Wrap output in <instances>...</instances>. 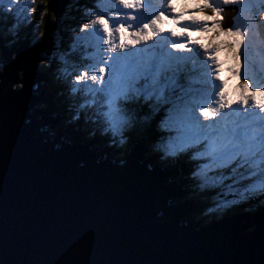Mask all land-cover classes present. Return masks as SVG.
I'll use <instances>...</instances> for the list:
<instances>
[{
    "label": "water",
    "instance_id": "95a60500",
    "mask_svg": "<svg viewBox=\"0 0 264 264\" xmlns=\"http://www.w3.org/2000/svg\"><path fill=\"white\" fill-rule=\"evenodd\" d=\"M67 1L52 0L50 11L58 18ZM43 27L31 47L27 36L9 45L0 40L2 53L15 50L5 53L0 75V264H262L264 209L199 224L188 216L189 204L169 203L175 197L166 172L139 161L133 145L111 163L98 161L89 142L71 138L69 146L68 129L88 138L63 119L65 134L53 135L51 116L25 78L29 56L17 55L41 48L36 67L50 32Z\"/></svg>",
    "mask_w": 264,
    "mask_h": 264
},
{
    "label": "rangeland",
    "instance_id": "374dc122",
    "mask_svg": "<svg viewBox=\"0 0 264 264\" xmlns=\"http://www.w3.org/2000/svg\"><path fill=\"white\" fill-rule=\"evenodd\" d=\"M70 0L64 2L62 8H61V14L60 17H62L67 4ZM161 0H141V3L133 8V9H125L122 4H120L119 0H92L91 7H87L84 9V6L80 8V13L83 14L84 20L83 23L78 24V26H75L73 31L71 29H68L65 33H63V37L61 40L66 43L67 47L63 49V47H60V36H57L56 33H53V29L55 27L56 19H45V15L39 16V26H36L33 22L29 25H25L27 19L32 16L21 14L19 16H16L15 18L11 19L12 21H15L17 19H21L23 21L22 24L20 23L17 28L18 32L23 33L24 31L28 30L27 34V46L31 47L35 43H37L41 36L40 33H38L36 30L39 29L42 22L45 24L47 23L50 26V32L47 37V41L45 44V48L43 51L42 58L37 62L36 67L43 65V64H49L50 60L52 61L51 67H46V70H43L44 73H48V76H50V80H53L55 75H51V72L56 69L57 73H61L63 77H65L64 84H63V90L67 88L66 95L69 96V94H72L74 99L76 96H78L75 100L76 103L73 105L74 108H71V116L74 117V115L77 112L81 111V104L77 105V102L80 100V95H83V100L86 99L85 104L83 107L88 108L90 107V112H92L93 119L96 114L95 112V105L98 103V108H100L99 112V124H101L102 121L105 119L108 121L111 127H114L118 131V135H123V137L126 138L125 145L121 143L117 147L123 151V154L127 152L129 148V143L134 140H142V143L148 144L147 137L144 134L136 135L135 138H130L129 135V129L132 127H135L137 130V134L140 132H145L147 129H149V126L146 124L147 121L151 120V115H153V120L156 117V114L159 109H161V106H164V109L162 111V116L159 119H156L154 122V126H160L163 127L165 130V142H161L159 139L157 140L158 146L157 148H160L163 151V155L168 158V153L166 152L165 148H168L170 150H173L169 146L171 144L176 143V137L178 135V132L176 129H174L171 126V119L176 114V110L178 108H182L187 100L192 99V93H195V101L198 105H204V106H210L213 103H219V96H215V99H212L213 93H218L219 91L223 90L225 93V98H230L232 101H236L238 98H240L242 95H251L253 92H255V98L258 94H261L263 87H259L261 81L259 78V71L262 70L261 65L257 62V64L254 63V59L260 58L261 61L264 62V55L261 52H251V48L248 49L246 52V58L243 63L241 64V61L238 60L239 64L236 59V55L238 53L234 50V41L235 37L233 38L232 35L227 34L224 31H220L218 29H212L209 32H201L195 30V27L190 28H178L174 30V32H181L185 29L191 33L192 38H189L188 42L190 41H196L195 44H190V50L184 51V55H180L179 53H172L170 56L175 60L178 57L179 61H181L182 69L186 72H180L177 75V72L174 71V68L172 69L171 65H168L166 67V70L162 73V77H166V83L162 82L159 83L158 88L156 91L151 90V81H147V85L149 86L147 90H145V81H140L142 85V98L138 96H132L128 97L125 94L117 96L113 103L110 105L109 101L111 97L107 94V89L105 91H101V82L100 85L92 84L89 85L88 81L91 80V76L95 73H98L99 67L103 66V62L108 60V57L112 55L110 48L111 46L108 45L105 41L104 33H103V27L99 24L93 25L92 21L96 19L97 16H103L106 20L109 21V28L114 32V35L112 37V40L114 43L120 42V34L115 33V27L118 26L115 24L116 22L124 23L125 27L127 28V32L123 33V38L125 43L129 39H131V33L135 31H139L140 28L143 27L144 23H148L151 26V20L154 19L156 16L160 15L161 12L164 13V15L161 17V19L157 22V25L155 27L160 28L163 27L164 29H168L171 27L170 21L176 20L179 22H189V17L191 16H197L201 17V13L196 11L200 7V0H164L163 4L165 6V10H159L158 9V2ZM100 2L102 4H100ZM214 4H216L217 7L224 8L223 15H225L226 7V19L224 20L223 28H228L229 26L235 25L236 27H239L241 32L244 33V43L241 45L240 51H242L243 45L245 44V47L247 46V38L245 37V34H247L246 29L252 28L254 31L256 29H259L261 32V36L264 39V13L262 16V11H264V0H250V2H246L244 4H235V5H228L224 6L220 3V0H212ZM28 3V0H19V3L16 5H10L8 3V0H5L3 4H0V9L5 8L7 10L13 11L14 15L16 14V9L23 8L24 5ZM152 4V5H151ZM34 4L29 5V7H32ZM119 6V7H116ZM141 15L139 14V10L142 9ZM147 8L148 11L145 9ZM158 9V10H155ZM185 10H194V12H188L185 14H182L181 12H184ZM157 11V14H156ZM161 11V12H160ZM150 13V15H149ZM180 13L181 16L173 18V15H176ZM93 15V17L91 16ZM149 15V16H148ZM204 15H208V13H205ZM136 16L137 20L133 21L130 19V17ZM59 17V18H60ZM260 19H259V18ZM256 19V20H255ZM0 20L4 22V17L0 16ZM53 20H56L54 22H51ZM260 21V27L258 23H255ZM87 23L89 25V28L85 31H81V25ZM131 24L133 27L128 28V25ZM211 27V26H210ZM5 30V29H4ZM0 31H1V25H0ZM147 31V30H145ZM81 34V35H79ZM2 38H4L2 40ZM25 35L23 37H15L13 38L11 35H6L3 33V31L0 32V40L2 45H9V43H15L18 41L24 40ZM171 38V34H169L167 40L169 41ZM178 42H184L181 38L175 37ZM159 37L152 38L151 40L147 42H141L140 45H137L133 50L131 51L132 46L129 45L128 49H125L124 51L128 52L129 56L133 57H140L143 59H149L154 56V51L149 49L148 45H151L152 42H158ZM165 41L163 45L159 48H163L166 45H169L170 42ZM254 40V39H253ZM101 43V49L98 51L96 49V46L98 43ZM62 44V43H61ZM93 44V46H92ZM145 44L144 50L143 46ZM200 44H208L210 46H215L218 49L217 55V61H210L209 55L210 53H207L204 49L200 48ZM63 46V44H62ZM93 47V48H92ZM152 47V45H151ZM150 47V48H151ZM80 48H88L89 50H85L83 53H80ZM200 48L201 50L199 51ZM159 50V49H158ZM169 50H171L169 48ZM71 51L72 53L78 54V62L81 65L76 71V75L80 74L81 72H85L86 75H84L81 79V82L78 84L76 80L66 78L70 75V72L75 70L77 68V64L72 62L71 57ZM101 51L103 52V55H101ZM120 49H117V52H120ZM111 53V54H110ZM157 53V52H156ZM200 53H203L206 56V59L203 60V63L205 65V70L202 71V74H198L195 76L196 72L192 71L188 64H190V57L193 56L195 61L198 60V56ZM110 54V55H109ZM0 55H2V48L0 47ZM82 57H81V56ZM189 57L187 58L186 57ZM143 56V57H142ZM202 60V59H201ZM221 64L219 61H221ZM224 60V61H223ZM67 62H70V66L67 64ZM92 62L96 63V65H93ZM214 62V63H212ZM245 62H251L253 68L256 70L254 73L249 74L248 66L245 64ZM184 63V64H183ZM197 63H200L199 61ZM173 64V63H172ZM64 65H66V68ZM176 67H179L178 64H176ZM217 65L219 67V76L220 79L218 80L216 78L217 72L216 68ZM211 66L212 68L208 69V67ZM230 68V70H229ZM195 70V69H194ZM201 70V69H199ZM189 71V72H187ZM92 74L89 77H86L88 74ZM183 74L182 76H179V74ZM187 74V75H186ZM194 74V75H192ZM171 75V76H170ZM210 75V76H209ZM254 75V76H253ZM52 76V77H51ZM169 76V77H168ZM209 77L208 78H206ZM237 76V77H236ZM205 77L208 84L207 86H219L220 88L217 90H212V97L209 93H203V95H200L201 92H199V89L193 90V88H197V79ZM211 77V78H210ZM182 78H185L184 82L192 80L191 86L188 88L186 87L189 85V82L185 83L183 86L180 84L179 80L181 81ZM234 78V79H233ZM64 79V78H63ZM229 79H231L234 83L229 82ZM247 80V87H244V83ZM264 80V77H263ZM57 81V80H55ZM83 82V83H82ZM236 82V83H235ZM74 83H77V87L73 86L72 90L69 88ZM71 84V85H70ZM95 85V86H93ZM253 85H257L258 87H253ZM88 87L89 89H85V87ZM97 86L96 91H99L100 93L94 94V88ZM164 86L167 87V92L164 93ZM187 88V89H186ZM209 88V87H208ZM86 90H89L87 92ZM162 90V91H161ZM53 91L55 92V89L53 88ZM187 91V93L185 92ZM210 91V90H209ZM168 96V97H167ZM163 98L168 100V103L165 104V100L163 101ZM206 98V99H204ZM62 100L66 104V99L62 98ZM133 100L136 102V105H140L143 103H147L148 106H151L153 109L151 115L147 112H140L137 113L136 118L133 116H128L126 112H130L131 109L129 108L128 104L130 101ZM170 102V108L169 106ZM127 105V110L124 112V107ZM235 108H241V106L237 104H233ZM66 106V105H65ZM131 106V105H130ZM139 108V106H137ZM233 107V108H234ZM233 108H227V113L236 112ZM233 110V111H232ZM136 112V109L134 110ZM111 113V115H109ZM73 117L71 119H73ZM202 121H204L205 125H207L206 131L210 133L208 139H201L199 143H194L190 145L189 154L187 155L188 158L191 159L187 165V179L181 178L179 181H182V184H184L183 189L185 190V193L183 195H180V193L176 196L179 201L182 203L185 199L192 201L191 203L194 204L195 209H198V215H203L205 211L210 210L211 207L216 208V210L223 211V210H230V213H236L238 211H234V209L239 208L236 205H233L236 201H239L240 199H244V197H249L250 194H256L259 187L261 186L260 183L262 182V187L264 190V159L261 158L260 154H257L255 157H246L243 153L237 155L234 159L228 161V162H220L213 160V157L211 155H208L207 153L210 151L208 145L215 141L217 144L223 142L226 143L227 141L223 138L222 133L225 128V126L231 127L233 124V121L229 118H223L220 117H210L208 120L205 121L203 117H200ZM144 122L146 126L144 125ZM157 122V124H156ZM211 123V124H210ZM77 129H79L78 126H75ZM168 134V135H167ZM123 146V147H121ZM125 146V147H124ZM177 149V148H176ZM176 149L174 151H176ZM118 150V149H117ZM143 151V147H142ZM183 154H186L187 151L182 150ZM119 153V150L117 151ZM179 152V150H178ZM144 154H148L149 150L143 151ZM122 154V155H123ZM124 156V155H123ZM172 156V154H171ZM179 156V155H178ZM153 157V156H152ZM156 160V159H155ZM151 161H153V158H151ZM158 163V162H153ZM263 167V169H262ZM173 170V169H172ZM227 171V178L228 180L224 181V178L220 180L223 184L220 182L217 183V180L221 178V175L226 173ZM211 171V172H209ZM172 173H178L177 171L173 170ZM196 173H199L198 175ZM198 176V177H197ZM253 177V178H251ZM242 178L245 179V182L250 185L252 189V193L247 190L242 184H239L238 181H242ZM198 180L195 181V180ZM249 179H252L249 181ZM242 183H244L242 181ZM242 185V188L239 185ZM186 185H189V189L186 188ZM193 185V186H192ZM192 187V188H191ZM194 189V191H191V189ZM191 194L194 196L193 198L190 196ZM215 192L217 198L215 197ZM175 199V198H174ZM213 199V201H211ZM212 202V204L210 203ZM217 203V205H215ZM196 204V205H195ZM232 206V207H231ZM228 212V211H227ZM195 217H196V211L194 210ZM215 216L217 214L214 212L212 213ZM197 218V217H196ZM201 219L202 225H207L215 220H218L214 218L213 216L206 215ZM223 218V217H222Z\"/></svg>",
    "mask_w": 264,
    "mask_h": 264
},
{
    "label": "snow or ice",
    "instance_id": "6c2138e0",
    "mask_svg": "<svg viewBox=\"0 0 264 264\" xmlns=\"http://www.w3.org/2000/svg\"><path fill=\"white\" fill-rule=\"evenodd\" d=\"M5 0H0V4H3ZM36 0H28V3L23 8L16 9L17 16L21 14L30 15L36 12L35 8L29 7L31 4H35ZM120 4L125 9H133L137 7L141 0H119ZM250 2V0H220V3L224 6L244 4ZM10 5H16L19 0H8ZM11 10V9H10ZM47 11V9H42ZM201 13V17L191 16L189 22L195 26V30L201 32H209L212 29H218L224 31L229 35L235 37L234 49L238 52L241 45L244 43V33L241 32L239 27L235 25L223 28L224 24V8L217 7L212 0H200V7L196 10ZM208 13V15H204ZM164 15L163 12L151 20V26L148 23H144L143 27L139 31L131 33V39L125 43L123 33L127 31L124 23L116 22L118 26L115 27V33L120 34V42L114 43L112 37L114 32L109 28V21L102 15L97 16L92 21L93 25L99 24L103 27V33L105 41L111 46L110 51L112 55L108 57V60L103 62V66L99 67L98 73L91 76L93 82H101V91L107 89V94L111 97L109 103H113L115 98L120 95H124L129 90L137 91V84L140 81H145V90L149 87L147 81H151V90L156 91L160 83L162 73L166 70L168 65L176 62L169 53L172 52H184L190 50V44L188 43L191 33L186 29L181 32H171L173 37L181 38L184 42H176L170 45H166L163 48H159L158 52L149 59H142L140 57L129 56L125 49H128L129 45L134 49L141 42H147L153 37L159 36L165 32L163 27L157 28V22ZM131 20L136 21L137 17H130ZM211 26V27H210ZM133 27L129 24L128 28ZM89 28L87 23L81 25V31H85ZM147 30V31H145ZM197 43L191 41V44ZM200 48L209 52V60L217 61L218 49L215 46L208 44H200ZM169 48L171 50H169ZM120 49V52H117ZM217 76L219 80V67L216 68ZM86 75L85 72L75 76L76 82L79 84L82 77ZM16 82H14L15 84ZM20 87H23V81H19ZM95 86V85H93ZM247 87V80L243 85ZM253 87H258L253 85ZM15 92V88L12 89ZM162 91V90H161ZM192 99L187 100L182 108L176 110V114L171 119V126L177 130L178 135L176 137V143L171 144L169 147L175 150L176 148L187 147L194 143H199L201 139H208L210 133L206 131L207 125L203 124L200 117L208 120L210 117H217L218 111L231 108L233 104L241 106V110L237 112L238 120L233 121L231 127L225 126L222 136L227 141L226 143L217 144L215 141L208 145L210 151L207 153L213 157L214 162H228L234 159L237 155L243 153L246 157H255L257 154L261 155L264 159V101L256 102L255 92L251 95H242L235 102L230 98H225L223 90L215 93V96H219V107L214 108L212 106L198 105L195 101V93H192ZM264 95V93H262ZM254 105L258 111H250L249 105ZM111 115V113H109ZM219 117L225 118V113L219 111ZM264 175V173H262ZM264 264V260H262Z\"/></svg>",
    "mask_w": 264,
    "mask_h": 264
},
{
    "label": "trees",
    "instance_id": "16d2710c",
    "mask_svg": "<svg viewBox=\"0 0 264 264\" xmlns=\"http://www.w3.org/2000/svg\"><path fill=\"white\" fill-rule=\"evenodd\" d=\"M52 0H36L35 4L32 6V8H35L36 9V12L32 14V16H30L27 21H26V24L23 23V21L21 19H17L15 21H12L11 22V19L12 18H15L16 19V16L17 15H14L13 14V11L11 10H7L6 7L5 8H1L0 9V16L1 17H4V22L0 20V25H1V31H3V33H5L7 36L8 35H11L13 38L15 37H23L24 35L27 36L28 34V30L24 31L23 33H20L18 32V28L17 26L22 23V24H25V25H29L31 24V22H33L34 24H36V26H39V16L42 15V16H46L45 19H56V20H53L51 22H55V27L53 29V33H56L57 36H60V42L63 44L60 43V47H63L66 48L67 45L65 42H63L61 40V38L63 37V33H65L68 29H74L75 26H78V24L80 23H83L84 20V17H83V14L80 13V8L81 7H91L92 5V0H70L69 3L67 4V7L62 15V17L60 18H57V16L50 11L49 9V4L51 3ZM42 9H47V11H42ZM44 23L42 22V24L40 25L39 29L36 30L38 33H40V35H42L43 31H44ZM5 29V30H4ZM0 31V32H1ZM33 50H31V52L28 53L27 56H29V61L27 62L28 64H35V62L37 61L38 57H39V54H41V48H36L35 46L32 48ZM85 51L84 48H80V53H83ZM81 56V55H80ZM71 57H72V62L77 64V67H80L81 65L79 64V62L77 61L78 60V54L77 53H72L71 51ZM82 57V56H81ZM50 63H52V61L50 60ZM43 64L41 65V68L42 70H46V67L49 66V68H52L51 67V64ZM67 64L70 66V62H67ZM24 65V64H23ZM25 66V65H24ZM66 67V65H64ZM38 67H35L37 70H38ZM68 68V67H66ZM40 69V67H39ZM69 69V68H68ZM77 71V68L75 70H73L71 72V74H75ZM53 80H50V76H48L47 78V81H46V85L47 87L49 88V90L52 92L53 96H54V99H55V103L58 105V107L61 109V111L63 112L64 114V118L63 120H65V123L67 125V127L69 128H75V126H78L84 134L86 133H90L91 132V135H94L96 134V130L95 128H92V129H89V124L86 122L85 123V110L84 109H81L80 112H77L73 119H71L72 117L69 118V115H70V109L71 108H74L73 105L75 104L76 102V98L74 99L73 95H66V91H67V88L63 90V84H64V80H65V77H63L61 75V73H57L56 72V69H54L52 72H51V75H55ZM183 74H179V76H182ZM52 77V76H51ZM64 78V79H63ZM67 78V77H66ZM57 80V81H55ZM53 88L55 89V92L53 91ZM165 93V92H164ZM129 95H132L131 92L128 93ZM134 94V93H133ZM134 96V95H132ZM131 96V97H132ZM168 97V96H167ZM62 98L66 99V104H64L65 102L62 100ZM167 99V98H166ZM163 98V101L165 100V104L168 103V100H166ZM66 105V106H65ZM131 105V106H130ZM170 102H169V106H170ZM129 106V108L131 109L130 112H126L127 110V107ZM127 105H125V112L127 113L128 116H133L136 118V115L138 112H140L142 110V112H147L148 114L151 115L153 109L151 107L148 106V104H144V105H141L139 108L136 105V102H134L133 100L130 101V103ZM66 108L65 111H63V108ZM136 109V112H134V110ZM164 109V106H161V109L158 110L157 114L158 116L162 115V111ZM84 114V117L82 118V115ZM151 117V120L148 121V123H146L148 126H149V129H147L145 132H140V133H136L137 130L135 127H132L130 126L131 128L129 129V137L130 138H135L134 136L136 135H140V134H144L146 137H147V141H148V149H149V153H156L159 155V160L161 161H167V160H171L173 158L176 159V163L179 164V162H182L183 166L184 167H187V162L189 160V158H185V157H178L176 158V156H170L168 155L166 158L164 155H163V151L160 149V148H157L158 146V143H157V140L159 139L161 142H165L164 139H165V130L163 129V127H160V126H154V122H153V115L150 116ZM97 124V123H95ZM145 122H144V125L146 126ZM110 130L112 129V136L110 137L111 140H110V144L113 142L115 146H118L120 145L121 143H123L125 145V141H126V138L123 137V135H118V131L116 128L114 127H111L110 125H108ZM87 135V134H86ZM103 135V134H102ZM105 135V133H104ZM168 135V134H167ZM123 147V146H121ZM125 147V146H124ZM123 153L122 150H120V155ZM179 161V162H177ZM182 164L180 163V165L182 166ZM189 168V166H188ZM263 169V167H262ZM187 170V169H186ZM226 171V170H225ZM227 171L226 173L223 172V174L221 175V178L219 180H217V183L220 182V180H222L224 178V181L225 180H228V176H227ZM198 177V176H197ZM253 178V177H251ZM252 179H249V181H251ZM195 181L198 182V180L196 179ZM242 181L244 183H242ZM242 181H238L239 184H242L247 190H249L251 193H252V189L250 187L249 184H247L245 182V179L242 178ZM221 184H223L222 182H220ZM238 184V185H239ZM242 185H239L241 188H242ZM260 187L257 191L256 194H253L249 197H244V199H240L239 201H236L235 203L232 204L233 205H236L237 207L239 206V208H236L234 209V211H245V212H250V213H253L255 211H258V210H262L264 209V190H263V187H262V182L260 183ZM193 186V185H192ZM186 188L189 189V185L187 186L186 185ZM192 188V187H191ZM195 187L193 189H191V191H194ZM191 191H190V196L194 199V196L191 194ZM215 197L217 198L218 196H216V192H215ZM213 201V199L211 200ZM212 204V202H210ZM181 204V202H180ZM196 205V204H195ZM217 205V203L215 204ZM231 206V207H232ZM197 207V206H196ZM195 211L197 212L196 213V217L197 218H203L205 219L204 217L206 215H210V216H213L214 218L216 219H221L222 217L226 216L227 214L229 215L230 214V210H223V211H219V210H216V208L214 207H211L210 210L208 211H205L203 213V215H198V209ZM228 211V212H227ZM216 213L217 216H215L214 214L212 213ZM201 219H198V221L200 222ZM253 228V226L251 227H247L246 228V232L250 231L251 229Z\"/></svg>",
    "mask_w": 264,
    "mask_h": 264
},
{
    "label": "bare ground",
    "instance_id": "6f19581e",
    "mask_svg": "<svg viewBox=\"0 0 264 264\" xmlns=\"http://www.w3.org/2000/svg\"><path fill=\"white\" fill-rule=\"evenodd\" d=\"M163 1L164 0H161L160 2H158V9L159 10H165V6H164V4H163ZM165 2V1H164ZM100 4H102L101 2H100ZM152 5V4H151ZM116 7H119V6H116ZM147 11H148V9L147 8H145ZM158 9H155V10H158ZM142 10H143V8L142 9H140L139 11V14H141V12H142ZM226 11H227V7H226ZM226 11H225V15H226ZM161 12V11H160ZM188 12H194V10H185L184 12H181L182 14H185V13H188ZM263 13H264V11H263ZM156 14H157V11H156ZM141 15H145V14H141ZM149 15H150V13H149ZM148 15V16H149ZM224 15V16H225ZM92 17H93V15H91ZM178 16H181V14L180 13H178V14H176V15H173V18L175 19V17H178ZM227 16V15H226ZM226 19V17L224 18V20ZM170 24H171V27H169L168 29H165V32L164 33H162V34H160L159 36H156V37H159V39H158V42H155V40H154V42H152L151 43V45H152V47H151V45H148V47H149V49H151V50H153L154 51V55L156 54V52H158V49H159V47H161L162 45H163V43H165V41L167 40V38H168V36H169V34H171V32H174V30H176V29H178V28H182V27H184V28H190V27H195L194 25H192L190 22H179V21H176V20H171L170 21ZM124 33H126V34H128L127 32H124ZM172 36V35H171ZM156 37H153V38H156ZM173 37V36H172ZM190 38H192V35H191V37ZM194 38V37H193ZM192 38V39H193ZM233 38H234V36H233ZM263 38V37H262ZM152 41V40H151ZM167 42H170L169 43V45L170 44H172V43H176V42H178L177 40H176V38L175 37H173V38H171L169 41L167 40ZM188 43H191V41L190 42H188ZM9 44H11V42L9 43ZM245 46V44L243 45V47ZM151 47V48H150ZM199 49V51L201 50L200 48H198ZM243 49V48H242ZM203 50V49H202ZM235 50V49H234ZM236 51V50H235ZM207 52V51H206ZM172 53H177V55H178V53H179V56L178 57H180L181 58V56L180 55H184V52H172ZM172 53H169V55H171ZM207 53H209V52H207ZM234 53H238L237 55H236V59H235V61H237V63L239 64V62H238V60H242V61H244V59L246 58V52L244 51V50H242V51H240V54H239V51L237 52H234ZM111 54V53H110ZM109 54V55H110ZM178 57L176 58V62H173V64H171V66H172V69L174 68V71H176L177 72V75H178V73H179V71L180 72H186V71H184L183 69H182V65H181V61H179V59H178ZM186 57H187V55H186ZM187 58H189V57H187ZM194 57L193 56H191L190 57V59H189V61H190V64H188V66H189V68L192 70V71H195L196 72V74H195V76L196 75H198V74H202V71L203 70H205V69H203V68H205V65H204V63H203V60H201V59H199L198 58V60L197 61H195V59H193ZM182 59V58H181ZM180 59V60H181ZM200 62V63H197V62ZM224 61V60H223ZM241 61V64L243 63ZM221 62H222V60L221 61H219V63L221 64ZM212 63H214V62H212ZM176 64H178L179 65V67H176L177 65ZM184 64V63H183ZM210 68H212L211 66H209L208 67V69H210ZM195 69V70H194ZM199 69H201V70H199ZM229 70H230V68H229ZM248 71H250V70H248ZM187 72H189V71H187ZM252 73H254V71H252ZM88 75H92L91 73L90 74H88ZM187 75V74H186ZM192 75H194V74H192ZM171 76V75H170ZM199 76V75H198ZM210 76V75H209ZM169 77V76H168ZM237 77V76H236ZM206 78H208L209 79V77H207L206 76ZM211 78V77H210ZM234 79V78H233ZM185 81V78H182V80L180 81L179 80V82H180V84L183 86L185 83H187V82H189V85H187L186 87L188 88L189 86H191V85H193L192 84V80H190L189 81V78H188V81L187 82H184ZM162 82H165L166 83V77H162V78H160V83H162ZM229 82H231V83H234L231 79H229ZM236 83V82H235ZM197 84H198V86H197V88H193V90H195L196 91V89H199V92H201V94L200 95H203V93H209L210 94V96L212 97V90H217V89H219L220 87L219 86H215V85H213V86H207L206 84H208V82L206 81V79H205V77H201V78H198L197 79ZM209 87V88H208ZM186 88V89H187ZM190 88V87H189ZM210 90V91H209ZM164 92H167V87L166 86H164ZM186 93H187V91H185ZM214 94L215 93H213V96H214ZM260 95V94H259ZM204 99H206V98H204ZM255 100H256V102L259 100V97H258V95H257V97L255 98ZM147 104V103H146ZM210 106H212V107H214V108H217L218 109V107H219V103H213V104H211ZM149 107H151V106H149ZM169 108H170V106H168ZM234 107V105L232 106V108ZM66 110V108L64 107L63 108V111H65ZM233 110L235 111H240L241 110V108H233ZM232 110V111H233ZM249 110L250 111H253L254 110V105H249ZM219 111H223L224 113H225V115H227L228 113V111H227V109H223V110H219ZM219 111H218V114H217V116L219 117ZM201 120V119H200ZM206 121V120H205ZM201 122L202 123H205L204 121H202L201 120ZM211 124V123H210ZM173 155V154H172ZM153 158V161H152V163L155 161V162H158L157 160H155L154 158V156L152 157ZM156 164V163H155ZM169 170H171V171H173L172 169H169ZM178 172V171H177ZM184 173L185 174H188V172H187V170H185L184 171ZM257 225V221H254V224H250L249 226H247V227H251V226H256ZM246 227V228H247Z\"/></svg>",
    "mask_w": 264,
    "mask_h": 264
},
{
    "label": "clouds",
    "instance_id": "9594fccd",
    "mask_svg": "<svg viewBox=\"0 0 264 264\" xmlns=\"http://www.w3.org/2000/svg\"><path fill=\"white\" fill-rule=\"evenodd\" d=\"M84 9H86V7H84ZM262 16H263V11H262ZM60 17V16H59ZM58 17V18H59ZM259 18V17H258ZM260 19V18H259ZM256 20V19H255ZM254 20V21H255ZM255 23H258V25H259V27H260V21L259 22H256L255 21ZM72 31H73V29H72ZM246 31H247V34H245V37L247 38V46L245 47H243V49L242 50H244L245 52H247L248 51V49L249 48H251L252 50H251V52H261L262 51V54L264 55V39L262 38V36H261V32H260V30L259 29H256V31H254L251 27L250 28H248V29H246ZM80 35V34H79ZM253 35H255V37H252ZM4 38H2V40H3ZM254 39V40H253ZM99 45L101 46V43H99ZM145 47V44H144V46H143V48ZM87 48H85V50H86ZM133 50H135V49H131V51H133ZM102 55H103V52H102ZM254 61V63L255 64H257V62L261 65V67H262V70L261 71H259L258 73H259V78H260V81H261V83H260V85L262 84V83H264V80H263V77H264V62L263 61H261V59L260 58H256V59H254L253 60ZM248 63V65H249V70H250V72H247V73H249V74H251L252 75V70H254V71H256L254 68H253V66H252V64H251V62H247ZM92 64L93 65H96V63H94V62H92ZM254 76V75H253ZM99 79V78H98ZM245 81V80H244ZM89 83V82H88ZM91 83H89V85H90ZM139 88H142V85H141V83L139 84V86H138ZM130 91V90H129ZM129 92H127V93H125V95L126 96H128L129 94H128ZM263 93H264V90H263ZM69 95H72V94H69ZM134 96H137V95H135V93L133 94ZM257 95H258V97L261 95H259L258 94V92H257ZM132 95H129L128 97H131ZM78 96H76V98H77ZM84 97V96H83ZM139 97V96H138ZM84 98H82V101H81V99L77 102L78 104H81V106H82V108L81 109H84L85 111V123L87 122L90 126H89V129H92V128H95V130H96V134H94V135H91V132L90 133H86V134H84L83 133V131L79 128V130L87 137L89 134H90V136H95L98 140H100V141H102V142H109L110 140H111V136H112V129L110 130V128H109V126L108 125H110L109 123H108V121L105 119L104 121H102L101 122V124H99V122L97 121V120H99V118H98V116H99V110H98V107L97 108H95V112H96V114H94L93 116H95L93 119H91V117H92V112H90V108H85V107H83L84 106V104H85V101H86V99L85 100H83ZM54 102H55V99H54ZM144 104H146V102L145 103H143V104H140L139 105V107L141 106V105H144ZM57 105V104H56ZM58 106V105H57ZM60 109V108H59ZM61 110V109H60ZM124 112H125V108H124ZM63 113V112H62ZM71 115V114H70ZM84 117V114L82 115V118ZM95 123H97V124H95ZM146 123H148V121L146 122ZM104 133H105V135H104ZM103 134V135H102ZM88 139H90L89 137H87ZM134 141H137V140H134ZM133 142V141H132ZM131 143V142H130ZM129 143V146H131L132 144H130ZM119 149V148H118ZM166 149V151H167V149L168 148H165ZM120 153V152H119ZM123 154V153H122ZM124 155V154H123ZM123 155H121V156H123ZM187 176V175H186ZM183 187V186H182Z\"/></svg>",
    "mask_w": 264,
    "mask_h": 264
}]
</instances>
